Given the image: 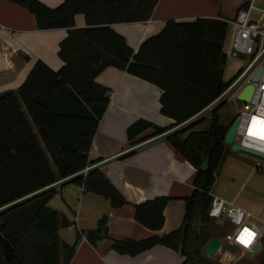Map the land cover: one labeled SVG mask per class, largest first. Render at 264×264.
<instances>
[{
	"label": "trees",
	"instance_id": "obj_1",
	"mask_svg": "<svg viewBox=\"0 0 264 264\" xmlns=\"http://www.w3.org/2000/svg\"><path fill=\"white\" fill-rule=\"evenodd\" d=\"M11 1L32 13L37 28L62 26L66 33L58 41L56 53L62 64L57 69L36 59L15 89L0 92V264H70L74 244H67L56 232L69 222L45 204L54 193L50 185L70 176L59 185L82 186L107 199L113 208L126 203L98 168L80 172L91 161L87 150L108 97L107 87L95 75L113 65L159 86V110L172 122L159 125L136 117L127 124L125 135L130 140L147 127L153 134L163 132L207 105L233 77L221 78L226 21L203 16L167 18L159 31L142 39L133 51L109 23L145 19L156 0H61L54 6L40 0ZM76 12L83 14L84 25L74 26ZM60 94L80 110L50 104ZM228 124L213 107L205 128H193L190 123L165 134L194 168L191 192L183 197L181 223L142 239L110 238L111 249L134 255L160 244L178 251L179 264H203L201 246L212 237L206 227L213 220L207 215L209 191L225 151L223 135ZM205 155L207 167L200 169ZM168 199L158 195L133 204V219L149 230L159 229ZM80 235L91 244L107 237L106 216L94 228L77 232L76 241ZM4 241L11 252L6 251Z\"/></svg>",
	"mask_w": 264,
	"mask_h": 264
},
{
	"label": "crops",
	"instance_id": "obj_2",
	"mask_svg": "<svg viewBox=\"0 0 264 264\" xmlns=\"http://www.w3.org/2000/svg\"><path fill=\"white\" fill-rule=\"evenodd\" d=\"M40 1L54 6L61 0ZM244 1L156 0L147 18L114 21L109 25L124 37L134 51L142 39L159 31L167 18L191 20L203 16L225 20L232 17ZM255 5L250 16L264 20V4L258 5L255 0ZM254 12H257V16L253 15ZM73 23L74 26L85 24L81 12L73 14ZM65 33L66 28L62 26L37 28L32 13L25 6L11 0H0V92L15 89L36 59L57 69L62 64L56 53L57 45ZM225 35L222 51L226 60ZM94 78L107 87L108 97L87 150L91 160L87 167L98 168L126 203L113 208L101 195L85 191L74 183L59 185L70 176L50 185L54 193L45 204L69 222L66 226L57 227L56 232L64 242L74 244L70 264H179L182 256L169 247L155 244L137 254L127 255L111 249L110 238L137 240L150 234L166 233L180 225L183 197L191 192L194 168L173 149L165 134L190 123L193 128H205L208 120L203 124L200 121L208 118L213 107L217 111L222 95H217L200 110L163 132L153 134L151 128L147 127L129 140L125 128L136 117L147 118L159 125L172 122L171 117L159 110L161 88L113 65L103 67ZM221 78L226 80L223 72ZM18 100L25 110L20 98ZM50 104L80 110L77 103L67 99L65 94L58 95ZM233 116L222 119L219 115V119L223 123H230ZM32 128L37 130L33 124ZM250 154L230 149L225 143V151L209 193L249 211L251 220L259 224L264 223V163H258ZM158 195L169 197L162 211L163 223L159 229L149 230L133 219V204ZM102 215L106 216L107 237L91 244L84 235H80L76 241L77 232L94 228ZM247 255L250 257V254Z\"/></svg>",
	"mask_w": 264,
	"mask_h": 264
},
{
	"label": "built area",
	"instance_id": "obj_3",
	"mask_svg": "<svg viewBox=\"0 0 264 264\" xmlns=\"http://www.w3.org/2000/svg\"><path fill=\"white\" fill-rule=\"evenodd\" d=\"M254 8H256L255 0H245L235 10L232 17L225 19L226 33L229 36L228 53L239 56L241 63L220 95L227 94L240 101V104H236L233 116L238 119L233 140L264 151L258 147L259 139L251 138L247 134L253 116L264 119V20L260 17L252 18L250 16L251 10ZM258 70V76L252 80V75ZM247 83L252 84L249 98L245 100L237 98L236 93ZM88 169L89 167L85 166L80 172L85 174ZM80 188L83 189L82 186ZM207 215L213 219L223 217L229 223L230 227L220 241L235 245L246 254H250L256 246L258 248L254 255L257 252H262L264 223L253 222L249 211L223 198L211 196ZM244 229H249L255 234L248 246L240 243L237 239Z\"/></svg>",
	"mask_w": 264,
	"mask_h": 264
},
{
	"label": "rangeland",
	"instance_id": "obj_4",
	"mask_svg": "<svg viewBox=\"0 0 264 264\" xmlns=\"http://www.w3.org/2000/svg\"><path fill=\"white\" fill-rule=\"evenodd\" d=\"M258 5H263L264 0H256ZM254 16H257V12L253 13ZM225 45L227 50V57L225 63L222 66V72L226 79L232 76L237 67L240 65L241 60L239 56H234L228 53L229 46V37L228 34L225 35ZM240 104L238 99H233L229 95L225 94L222 96V100L217 106V113L220 115L222 119H229L234 115L235 105ZM218 115V116H219ZM208 118H204L200 121V123H205ZM254 160L258 161V163H264V157L250 154ZM260 168V167H259ZM206 227L209 230V235L212 237H218L220 240L223 234L229 229V223L223 217H219L216 219H210L206 224ZM202 256H204L203 264H264V255L260 252H257L253 257H249L246 252L241 250L239 247L235 245H230L221 241L219 249L211 256H206L202 250H200Z\"/></svg>",
	"mask_w": 264,
	"mask_h": 264
},
{
	"label": "water",
	"instance_id": "obj_5",
	"mask_svg": "<svg viewBox=\"0 0 264 264\" xmlns=\"http://www.w3.org/2000/svg\"><path fill=\"white\" fill-rule=\"evenodd\" d=\"M259 74V70L256 71L251 79H255ZM252 89V84L251 83H247L246 85H244L237 93H236V97L240 98V99H247L249 98L250 92ZM237 122L238 119L235 117L231 120V122L228 124L224 135H223V142L227 143L230 147V149H239L251 154H255L261 157H264V151L243 145L241 143H238L237 141L233 140L234 134H235V130H236V126H237ZM198 167L200 169H206L207 167V157L206 155L200 160V163L198 164ZM6 251L11 252V247L10 245L4 241L3 242ZM221 241L218 237H210L209 239H207L203 245L201 246V250L202 252L208 256L211 257L220 247ZM258 246L255 247V249L250 253V257H252L255 253V251L257 250Z\"/></svg>",
	"mask_w": 264,
	"mask_h": 264
},
{
	"label": "snow or ice",
	"instance_id": "obj_6",
	"mask_svg": "<svg viewBox=\"0 0 264 264\" xmlns=\"http://www.w3.org/2000/svg\"><path fill=\"white\" fill-rule=\"evenodd\" d=\"M247 134L251 138L264 141V119L257 116L251 118V123L248 126ZM254 233L249 229H244L237 237L240 243L248 246L254 239Z\"/></svg>",
	"mask_w": 264,
	"mask_h": 264
},
{
	"label": "bare ground",
	"instance_id": "obj_7",
	"mask_svg": "<svg viewBox=\"0 0 264 264\" xmlns=\"http://www.w3.org/2000/svg\"><path fill=\"white\" fill-rule=\"evenodd\" d=\"M263 142L264 141L259 140L258 143H257L258 144V147L264 149V143Z\"/></svg>",
	"mask_w": 264,
	"mask_h": 264
}]
</instances>
